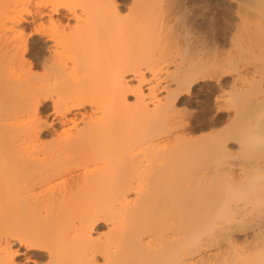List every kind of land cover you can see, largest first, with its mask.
I'll list each match as a JSON object with an SVG mask.
<instances>
[{
    "label": "bare ground",
    "instance_id": "1",
    "mask_svg": "<svg viewBox=\"0 0 264 264\" xmlns=\"http://www.w3.org/2000/svg\"><path fill=\"white\" fill-rule=\"evenodd\" d=\"M75 1L0 0V264H17L15 246L24 264H264V123L258 122L264 109L258 124L236 130L234 147L188 142L184 128L180 133L184 125L175 121L179 98L197 81L212 80L215 69L208 75L206 64L181 63L147 80L134 60L99 81L100 71L81 76L66 64L94 30L134 44L153 22L155 33L158 25L161 32L173 30L171 20L185 12L168 7L169 0L165 9L155 3L146 10L145 0L130 1L126 16L117 0ZM22 25L32 27L27 39ZM29 40L43 49L31 63L25 57ZM234 59L225 65L234 80L252 78L246 86L237 83V103L261 83L255 69ZM252 99L240 106L244 115L264 102ZM41 105L50 111L46 122ZM48 121L59 130L43 144L37 135ZM140 128L150 131L142 135ZM178 140L194 145L186 150ZM100 221L106 234L94 237ZM30 224L36 230H25Z\"/></svg>",
    "mask_w": 264,
    "mask_h": 264
},
{
    "label": "rangeland",
    "instance_id": "2",
    "mask_svg": "<svg viewBox=\"0 0 264 264\" xmlns=\"http://www.w3.org/2000/svg\"><path fill=\"white\" fill-rule=\"evenodd\" d=\"M130 1L132 2L133 0H117V2L121 3L122 16L125 14L127 15L128 13L125 8L128 9L130 6H133L132 3L134 1L132 3ZM145 1L143 2L145 5L142 3L144 5L145 10L151 9L152 6L154 8L155 3L157 4L155 7L158 6L157 9H159L160 7H161L160 9H162V5H164L163 8L165 9L167 8L166 5L170 1L168 7L176 5L180 11L185 12L184 13L185 16L182 19L174 18L171 20L170 24L171 25L173 24L172 25L173 30L171 29V31L165 28H164L165 29L164 31V29L162 28L163 32H161V30H159L161 29V27H159V25L157 24L158 25L157 31L155 33L153 31L156 30L155 28L156 24L155 22H153L152 25H155V26H153L152 28L150 27V30L145 29L146 30V31L144 30L145 35L142 34V32H140V35L143 36L142 38L146 42L145 41L143 42L141 36L140 37L138 36V38H140L139 40L136 36V41L138 40L141 43H138V42L136 43L135 41L134 44H132L131 42L130 44L126 43V45H123L124 43L123 39L120 38L121 36L119 37V35H117L116 33L115 34L112 33L113 35L109 33L111 34V36L109 35L108 37L106 36V34L102 36L100 30H99L100 32L98 30H96L97 32H95L94 30L93 32H91L92 35L91 33L89 34V36H91V38L89 37L90 40H87L88 39L87 37L85 42L87 45H88L87 43L88 41L91 43L98 42L97 44H99V46H97V48H96V45L93 48L92 47L89 48V46H87L86 44H85V47L82 46L83 50H79V53L76 55V57H71L69 60L66 61L67 67L69 68L68 71H72L75 74L80 73L81 76L83 73L91 74L94 72L98 73L100 71L99 73H102L104 76L100 74L101 76L100 75L97 76L98 78L97 80L99 79L101 80L103 78H106V76L112 75L113 73L114 74L121 73L120 72L121 69L123 68V66L125 67L124 62L130 61L131 65H136L137 63H138L137 65L139 66L141 65L142 68L139 67V69L140 71L142 70V75L144 76V78L148 80L150 79L152 75H156V77L158 76V78L162 77L166 70H173L175 66L181 63L187 64L189 62L191 64H194V63L196 64L198 63L197 65L201 64L199 66H202V65L205 66L206 64L208 67L206 66L205 67L208 69L205 68L206 72L202 71L204 72L203 74L206 73L209 75L215 69L214 70L215 73L214 74L213 72L211 73L212 80L209 81L210 78H208L207 79L208 81L207 80L197 81L195 85L191 87V89L187 93H184L186 95H183L181 98H179V102L177 106L178 109L176 108L177 112L175 111V114L177 113L175 115V118L178 115V119H176L175 121L178 122L179 126L181 122H182L181 125H184L183 127L180 126L181 127L180 133H182V130H183L182 128H184V130L186 128V132L183 130V133H185L183 135V138L184 136L185 138L187 137L186 139H189L188 142L193 141V142H196V145H198L199 143L198 141H200V143L202 142L201 144L204 145L205 143L209 144V143L218 141V143L227 144L229 147L233 145L232 147H234V143H236L235 136H237L239 133L238 131H237L238 133H236V130H238L239 127L241 129V126H243L242 128H244L246 126L249 127L254 124L256 125L258 124L259 121H261L259 122V124L264 123V118H262V120H259L261 119V117H264L262 116L264 115V112H262L264 110L261 111V109H264V102H262V106L260 108L255 110L257 113L254 111L248 115H247L248 112H246L244 115L245 110L242 111V108L240 107L242 105H243L242 107H244V105H246L248 101H250L249 99L253 100L252 98H260V99L264 98V82H262L264 81V0H253V1L250 0L244 4L243 2L242 3L239 2V0L238 1L232 0L233 2L232 5L230 3V5L228 6L214 5L208 0H175V1L174 0H169V1L168 0H159V1L156 0V2L155 0L154 1L148 0L149 3H146ZM172 1L175 2L174 4L172 3L173 5L171 4ZM75 2H77V0ZM75 2H72L74 6L76 5ZM150 3L152 5H149ZM142 4L140 6H142ZM146 4H148L149 6L147 5V7H145ZM229 6H232V7L234 6V7L232 8ZM75 10H77L76 12L78 13L80 12L77 8ZM186 13H187V16H186ZM101 19L102 18H100V20ZM178 20L179 21L182 20L180 22H183V24L182 23L178 24V22L176 24V21ZM30 27L31 25H22L21 28L22 29L24 28V31H25L22 33L24 35V36L22 35V37L25 38V36H27L26 39L29 37L30 35L29 29L31 30L32 28ZM147 30H148V33H147ZM134 31L139 32V30L137 31L133 30V33L131 34H134ZM98 32L100 34H96ZM24 33L25 34L27 33V34L25 35ZM148 34L149 35L151 34V36H149ZM102 37H105V38H102ZM117 37H119L120 39V41H118V44L120 42V44L122 45V49L120 48L121 46L117 44V42L116 44L114 43L117 40L115 39ZM148 37H152V38L154 37V39L149 38L148 40ZM248 37L249 38L251 37L250 41L247 40ZM161 39L165 41L162 42L163 40L161 41ZM26 45H27V53L25 54L27 55H25V57L27 59V62L29 61L31 63L32 56L34 54H41L43 52V49H42L41 44H38V43H35L34 45L32 44L30 45V40L29 42L26 43ZM128 45L129 47H127ZM136 45L137 47H135ZM150 45H151V48L153 47L154 48L151 49ZM144 46L146 48H144ZM141 47L144 48V50H142ZM148 47L150 48L149 50H148ZM124 49H125V52H123ZM128 50L130 51V53H127ZM140 50L142 54L144 55L140 53ZM145 53L147 54L146 56H145ZM121 54L123 57H121ZM123 54L125 56L126 54H128L129 57L128 56L125 57ZM119 56L121 59L119 58ZM130 57H133L131 58L133 59L132 60L133 62L131 61V59H129ZM234 58L239 59L240 61L243 60L244 63H247V65H249L248 67H250L251 69H255L256 71L254 70L255 72L254 77L256 79L259 77L256 83H261L258 86L256 84L257 90L253 88L252 91L249 90L248 92H246L248 88H244L246 94H245V97L243 96V98H241L242 101L241 100L237 101V103L239 104L236 103V100H234L235 98L234 99L232 98L234 97V95L232 94L238 91L243 81H244L243 82L244 86H246V84L250 83V81L248 80L249 79L251 80L252 78L245 77L247 79L246 82L248 83L245 82V79L243 81L234 80L236 79L234 78L236 77L234 76L235 72H233L230 67H229L230 69L228 70L227 69L228 66L227 67L225 66L230 61H232V59ZM121 60L123 61V64H121L122 67L120 68V63L122 62ZM134 60H138V62L136 61L137 62L136 63ZM126 63L129 64V62H126ZM219 63H220V66L221 64L224 65V66L222 65V68L225 67L224 68L225 70L221 69L220 66H218ZM217 68L218 69L220 68V70L216 72ZM210 70L211 72L209 73ZM34 71L35 73L38 72L37 74H40L39 71L42 72L40 67L35 68ZM108 72L110 75H107ZM215 75L217 76V78ZM259 75H262V78H260L261 76ZM125 76H126L125 78H127L130 75L125 74ZM89 79L90 77L88 76L87 79L84 78V81L89 80ZM237 83H240L241 85ZM132 96L133 95L130 93L126 95V103L129 105L133 103ZM1 100H3L2 97H1ZM1 100H0V103H2ZM243 101L244 103L242 104ZM239 107L241 108V110L239 109ZM39 108H40L39 111H41L39 112V115H41L43 121L46 122L45 117L48 116L50 111L48 112L47 110H44L46 108V105L44 106L41 105ZM237 110H240L242 112L237 111ZM261 112L262 114L260 115L259 113ZM252 113L254 114L252 115ZM257 114H259V116L261 117L259 118ZM233 115H235V117ZM179 116H180V119H179ZM250 116H251V119L248 120ZM239 117H241V119H239ZM236 118H238L241 121H239ZM256 118L257 119L259 118L258 122L256 121ZM181 119H184V120L182 121ZM177 120H181V121H177ZM49 123L50 122L48 121L47 123L48 127L46 124H44L46 126L43 125L41 126V128H39V129H42V131L38 129L40 133L38 131L39 134L37 136L39 137V140H41L43 144L44 143L48 144L50 141H53L52 140L54 136L53 134L55 133L56 130H59L58 125H50ZM243 123H245L246 126ZM139 127L141 126H138V128ZM139 130L140 132H142V135L145 134L146 131L147 132L150 131L147 128H146V131L142 130L141 128ZM234 134H237V135H234ZM138 135H141V134H138ZM180 136L182 135L180 134ZM233 139L235 140V142H233L234 141ZM185 140H181V142L180 140H178L177 143L178 144L181 143V147L183 148L186 146V145L182 146V142H184L185 144ZM193 142H190V143H193ZM190 143H188V145ZM188 145L186 147H188ZM193 145L194 144L192 145L190 144V146H193ZM186 147L184 149L187 150ZM179 149L181 148L179 147ZM184 149H182V152ZM187 152L185 151L184 152L185 154L183 153V155L186 156L188 154ZM32 222L34 223V220ZM36 225L30 224L29 226L25 227V230H33V229L36 230L35 229L37 228ZM92 232L93 234L95 233L94 237H98L100 233L106 234L105 223L103 221L97 222L93 226ZM17 250L19 249L16 246L11 248V251L14 254V260L17 264H24L25 263L24 258L18 256Z\"/></svg>",
    "mask_w": 264,
    "mask_h": 264
}]
</instances>
